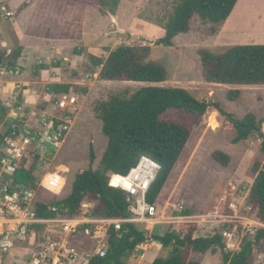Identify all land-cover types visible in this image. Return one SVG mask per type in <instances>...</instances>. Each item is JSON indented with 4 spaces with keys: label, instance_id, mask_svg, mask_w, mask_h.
<instances>
[{
    "label": "rangeland",
    "instance_id": "obj_1",
    "mask_svg": "<svg viewBox=\"0 0 264 264\" xmlns=\"http://www.w3.org/2000/svg\"><path fill=\"white\" fill-rule=\"evenodd\" d=\"M177 2L120 0L116 13L111 14L105 8L102 10L95 0H0V9L6 6V11L11 12V15H4L0 20V26L4 22L8 23L4 29L6 43L0 42V49L6 50L7 55L17 47L11 38L16 27L29 32L40 29L53 39L85 38V41L77 40L74 43L76 46L71 42L69 47H75L73 50H64L65 54H70V59L64 65L63 78L73 80L81 73L86 78L84 82L91 87L90 91L86 95L81 90L84 85L78 90L77 100L70 102L68 98L64 99L62 105L58 102L53 106V116L45 115L41 122L45 125L42 130L33 128L34 132L41 131L51 136L60 129L62 134L56 145L52 147L48 144L39 149L31 144L24 154H29L25 161L32 157L29 164L34 167L36 175L35 201L50 203L66 197L71 192L78 172L90 167L93 170L100 168L107 137L102 132L101 121L92 111V103L146 84L96 81L89 75L98 69L90 62V55L105 57L107 49L120 44L146 45L149 49L145 61H155L166 70V79L159 85L183 87L209 105L199 121L184 112H166L190 124L191 136L155 201L157 218L137 223L146 231L148 239L127 258L126 264H151L156 257L168 255L171 246L162 247L153 238L167 231L183 235L193 226L195 238L220 235L224 250L234 252L240 248L246 235L252 237L257 229L264 228V222L257 216L256 205L248 198L255 178L252 166L264 161V152L261 150L264 120L260 123V119H264V85L238 86L207 82L198 54L200 49L219 53L232 45L264 44V0H248L245 11L240 13L236 10L222 33H210V24L194 16L189 30L175 36L172 45L157 44L156 40L164 35L162 26ZM257 16H262V19L258 21ZM36 18H46L50 24L42 29ZM74 49H79V52ZM57 57L50 58V61H58ZM28 59L25 61L29 63ZM36 66L30 69L24 67L26 71L23 75H33ZM13 74L8 69L6 58L5 64L0 67V79H7ZM230 89L240 90L238 98H228ZM17 99H20V89L15 87L14 93L5 97V101L10 103L9 107L3 106V100H0V133L3 135H10L17 128L22 129V123L17 125L13 122L14 118L8 117L9 109L18 105ZM247 114L255 116V121L260 123V130H250L246 139L233 142L238 133L234 122ZM2 115L5 117L1 118ZM64 125L68 126L67 130H64ZM91 144L95 156L92 162ZM215 150H222L230 156L228 165H221L214 160ZM105 176L110 185V175L106 173ZM0 180L6 182L9 178L1 175ZM84 202L94 206L90 200ZM86 209H90V206H85ZM182 210H186L188 215L184 219H176L174 216ZM24 241L21 245L27 246L28 242ZM215 241L204 251L187 246L185 254L199 264H227L222 256L223 249ZM77 248L82 249L81 242L77 243ZM252 264H264V243L255 246Z\"/></svg>",
    "mask_w": 264,
    "mask_h": 264
},
{
    "label": "trees",
    "instance_id": "obj_2",
    "mask_svg": "<svg viewBox=\"0 0 264 264\" xmlns=\"http://www.w3.org/2000/svg\"><path fill=\"white\" fill-rule=\"evenodd\" d=\"M97 5L109 13L115 14L120 0H95ZM237 0H178L168 20L163 24L164 35L156 40L157 44L170 46L173 39L190 28L191 19L198 16L202 22L210 24V33L216 34L231 14ZM146 45L120 44L107 49L105 57L90 55L88 58L99 68L98 79L105 81L143 82L145 85L133 91H121L98 99L91 105L96 118L102 123V132L107 137V145L100 160V168L91 167L78 172L72 183L71 192L64 198L47 203L36 201V215L42 217L57 214L73 216L81 211L85 200L94 203L92 214L109 217H128L131 215L127 199L128 192L120 187L108 184L105 174L127 176L136 167L142 156L149 157L159 164L155 178L150 183L145 199L155 203L162 188L178 162L191 136L190 124L166 114L173 110L194 116L195 121L205 114L208 104L194 97L187 89L180 86L159 85L166 79L165 68L155 61H145L148 52ZM79 52V49H74ZM22 47L17 46L7 55L0 49V67L8 61V69L14 70L16 61L21 55ZM205 81L226 85H264V44H237L215 53L208 49L198 51ZM59 66L60 62L51 63ZM48 64L40 62L34 69L37 76L39 70ZM82 87L74 83H49L48 93L58 95L77 92ZM86 92V89H81ZM240 95L239 89L227 92L229 99ZM58 96H56L57 100ZM218 107L217 104H214ZM219 109V108H218ZM220 111V109H219ZM2 115L1 118H4ZM264 119H260V123ZM17 125L21 123L13 121ZM253 114H247L234 122L238 129L233 142L248 137L243 126L258 125ZM3 138V134L0 133ZM264 152V140L261 143ZM29 154L24 155L10 181L14 186L37 188L34 167L29 164ZM93 145H90V162L94 160ZM213 158L221 165H228L230 156L222 150H215ZM28 165V166H27ZM254 181L250 187L248 198L257 208V216L264 222V161L254 163ZM187 214V211H183ZM40 225L36 228L39 230ZM194 227L185 234L167 231L162 235H154L162 247L171 246L166 256L156 257L151 264H199L187 257L185 247L194 250H207L216 239L219 240L224 262L227 264H252L255 246L264 243V228L257 229L252 237L247 235L240 248L234 252L224 250L221 236L212 238H195ZM148 239L146 231L135 222H126L119 229L111 226L107 236V252L104 256L93 255L88 264H126L127 258L136 248Z\"/></svg>",
    "mask_w": 264,
    "mask_h": 264
},
{
    "label": "built area",
    "instance_id": "obj_3",
    "mask_svg": "<svg viewBox=\"0 0 264 264\" xmlns=\"http://www.w3.org/2000/svg\"><path fill=\"white\" fill-rule=\"evenodd\" d=\"M6 10V6L1 7L0 20L4 15H11ZM70 102H74V98ZM63 103L64 99L60 101L61 105ZM65 121L68 122L67 119ZM63 128L67 130L68 126L64 125ZM61 134L60 129L51 136L44 132H34L31 127L23 125L22 129L17 128L10 135L0 137V176L6 175L9 178L6 182L0 180V264L16 243L29 237L34 238V247L28 253L26 264H88L93 255L106 254L108 230L111 226L119 229L126 222H148L157 218V206L147 202L145 194L156 176L159 164L146 156H142L131 171L137 172L142 159L150 162L151 165L144 169L149 172L142 175V184L135 188L122 187L128 192L127 199L132 200L129 205L131 215L128 217L94 215L93 207L85 202L77 215H36V189L14 186L10 178L31 144L39 149L48 144L53 147ZM46 150L45 148L44 151ZM147 180L148 183L145 184ZM85 206H90V209L85 210ZM187 215L182 210L174 217L181 220ZM37 225L42 229L38 231ZM79 242L82 249L77 248Z\"/></svg>",
    "mask_w": 264,
    "mask_h": 264
},
{
    "label": "crops",
    "instance_id": "obj_4",
    "mask_svg": "<svg viewBox=\"0 0 264 264\" xmlns=\"http://www.w3.org/2000/svg\"><path fill=\"white\" fill-rule=\"evenodd\" d=\"M247 1L248 0H237L231 14L220 27L219 33H222L227 29L228 24H230L231 17L234 16L236 10H239L240 13L245 11ZM261 17L262 16H257V20L260 21L262 19ZM37 19V22L39 23L38 25L42 29L50 24V20L46 18H36V20ZM36 20L33 23V26L36 24ZM3 24L0 26V42L6 43V40L4 38L7 34L4 32V29L6 27L5 25L8 23L4 22ZM11 38L13 39L16 46L22 47V51L20 57L17 60L15 69L10 70V72H14V74L7 79H0V100H3L1 101L3 106L9 107L10 103L5 101V97H7V95L9 94H13L15 87H18L20 89V99H17L18 105L16 104L15 108L9 109L10 113L8 114V117L14 118L13 121H18L22 123V125L26 124L32 129L41 128L42 130L45 125L41 122L44 121L45 115H52V109L54 105L58 104V102L63 99L74 98V100H77V98L79 97L77 95L78 91L68 95L48 93L46 90L47 84L74 83L79 87H83L84 85H86L84 86V88L86 89V95L87 92L90 91L91 87H89L87 83L84 82L83 79L86 78L80 75L81 73H79V75L77 76L78 78H75L73 80L63 78L64 65L70 59V54H65L64 50H69V48L73 50V48L75 47H69V44H71V42H73L74 44L77 40L81 39L85 41V38H81V36H75V39L73 38L74 40H68L67 38L53 39L51 36L44 35L43 30L37 29V31L35 32L34 29H32L31 32H29L26 30H19L17 27L13 31ZM76 45L77 44H74V46ZM56 56H58L57 58L60 62L59 66L52 65V60L50 61V58L53 59ZM26 58H29V63L25 61ZM40 62L47 63L48 67L39 70V74L37 76L32 74L31 76L23 75V73L26 71L24 67H29L30 69ZM77 71L79 72L80 70ZM98 71L99 68L94 70V72L89 73V75L93 76L96 81H98ZM56 96H58L57 100ZM41 229L42 227H40L39 230ZM24 242H28L27 246L21 245L23 241L16 243L15 246L10 250V252L5 256L2 264H26L28 253L34 247V238L29 237Z\"/></svg>",
    "mask_w": 264,
    "mask_h": 264
},
{
    "label": "bare ground",
    "instance_id": "obj_5",
    "mask_svg": "<svg viewBox=\"0 0 264 264\" xmlns=\"http://www.w3.org/2000/svg\"><path fill=\"white\" fill-rule=\"evenodd\" d=\"M150 165L151 164L147 159H142L137 168V172L135 171V173H130L127 176L113 174L110 176V183L114 186H121L126 189L138 187L142 184V175L144 176L145 173L147 174L149 172L148 170L145 171L144 169ZM147 183L148 180L145 181V184Z\"/></svg>",
    "mask_w": 264,
    "mask_h": 264
},
{
    "label": "water",
    "instance_id": "obj_6",
    "mask_svg": "<svg viewBox=\"0 0 264 264\" xmlns=\"http://www.w3.org/2000/svg\"><path fill=\"white\" fill-rule=\"evenodd\" d=\"M243 128H244L246 131H250V130H257V131H259V130H260L259 127L256 126V125L243 126ZM261 136H262V133H261ZM156 241H157V240H156ZM215 242H219V240L216 239Z\"/></svg>",
    "mask_w": 264,
    "mask_h": 264
}]
</instances>
